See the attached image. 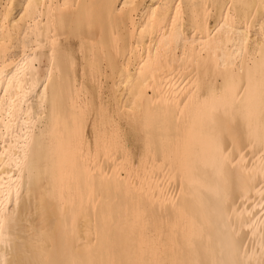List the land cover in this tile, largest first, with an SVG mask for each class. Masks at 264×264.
<instances>
[{"label": "bare ground", "instance_id": "6f19581e", "mask_svg": "<svg viewBox=\"0 0 264 264\" xmlns=\"http://www.w3.org/2000/svg\"><path fill=\"white\" fill-rule=\"evenodd\" d=\"M0 264H264V0H0Z\"/></svg>", "mask_w": 264, "mask_h": 264}, {"label": "rangeland", "instance_id": "374dc122", "mask_svg": "<svg viewBox=\"0 0 264 264\" xmlns=\"http://www.w3.org/2000/svg\"><path fill=\"white\" fill-rule=\"evenodd\" d=\"M15 14H18V12L16 11Z\"/></svg>", "mask_w": 264, "mask_h": 264}]
</instances>
